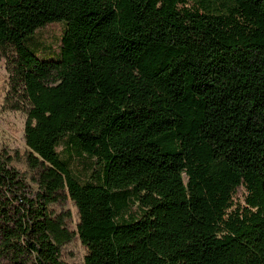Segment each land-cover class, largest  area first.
<instances>
[{
    "label": "trees",
    "instance_id": "trees-1",
    "mask_svg": "<svg viewBox=\"0 0 264 264\" xmlns=\"http://www.w3.org/2000/svg\"><path fill=\"white\" fill-rule=\"evenodd\" d=\"M0 55V264H264V0H0Z\"/></svg>",
    "mask_w": 264,
    "mask_h": 264
},
{
    "label": "rangeland",
    "instance_id": "rangeland-1",
    "mask_svg": "<svg viewBox=\"0 0 264 264\" xmlns=\"http://www.w3.org/2000/svg\"><path fill=\"white\" fill-rule=\"evenodd\" d=\"M63 32L60 23L50 24L39 30V39L51 44L58 43ZM12 55H0V154L11 158L12 165L27 177L31 176L27 165V145L25 126L28 115L25 109L18 108V95L11 89ZM244 201V195L241 197ZM57 213L70 212L69 227L76 230L78 222L77 207L71 199L52 206ZM87 248L80 238H75L62 247V259L74 264H84Z\"/></svg>",
    "mask_w": 264,
    "mask_h": 264
}]
</instances>
